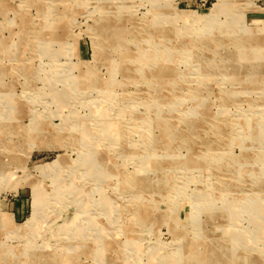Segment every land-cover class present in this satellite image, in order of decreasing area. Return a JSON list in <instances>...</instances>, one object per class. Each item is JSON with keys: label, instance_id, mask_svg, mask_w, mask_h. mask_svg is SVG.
Masks as SVG:
<instances>
[{"label": "rangeland", "instance_id": "obj_1", "mask_svg": "<svg viewBox=\"0 0 264 264\" xmlns=\"http://www.w3.org/2000/svg\"><path fill=\"white\" fill-rule=\"evenodd\" d=\"M249 263L264 0H0V264Z\"/></svg>", "mask_w": 264, "mask_h": 264}, {"label": "bare ground", "instance_id": "obj_2", "mask_svg": "<svg viewBox=\"0 0 264 264\" xmlns=\"http://www.w3.org/2000/svg\"><path fill=\"white\" fill-rule=\"evenodd\" d=\"M161 9V8H160ZM161 12V11H160ZM212 16V15H211ZM161 17V16H160ZM211 21H212V19H211ZM214 24V23H213ZM161 29V28H160ZM211 31H212V29H211ZM160 32V31H159ZM213 32V31H212ZM211 32V33H212ZM261 32V31H260ZM258 34V33H257ZM150 35H148V37H149ZM147 41V40H146ZM136 42V41H135ZM147 43V42H146ZM248 45V44H247ZM139 47V46H138ZM252 47V46H251ZM237 50V49H236ZM130 51V50H129ZM157 51V50H156ZM129 53V52H128ZM246 53V52H245ZM247 53H249V52H247ZM251 53H252V51H251ZM235 54V53H234ZM241 54V53H240ZM128 55H130V54H128ZM243 56V55H242ZM244 58V57H243ZM105 59V58H104ZM242 59V58H241ZM134 60V59H133ZM248 62V61H247ZM151 78V77H150ZM149 78V79H150ZM170 82V81H169ZM262 106V105H261ZM100 113H102V112H100ZM109 114V113H108ZM106 115V114H105ZM84 118V117H83ZM101 118V117H100ZM79 119V118H78ZM110 123H111V121H110ZM84 124V123H83ZM109 124V123H108ZM110 125V124H109ZM173 127V126H172ZM109 129V128H108ZM111 129V128H110ZM73 130H75V129H73ZM246 130V129H245ZM171 137V136H170ZM83 138V137H82ZM171 138H173V137H171ZM94 139V138H93ZM105 139V138H104ZM132 146V145H131ZM130 146V147H131ZM138 150V149H137ZM127 151V150H126ZM135 151V150H134ZM159 151V150H158ZM89 152V151H88ZM133 153V152H132ZM132 153H131V155H132ZM159 153V152H158ZM157 153V154H158ZM144 154V153H143ZM134 156H135V154H134ZM142 156V155H141ZM146 156V155H145ZM143 157V156H142ZM151 157V156H150ZM156 158V157H155ZM92 159V158H91ZM100 159V158H99ZM159 159V158H158ZM97 163V162H96ZM55 164H57V162L55 163V162H53V163H51V164H49V165H55ZM153 164V163H152ZM49 165H47L46 167H48L49 168ZM90 166H92V164L90 165ZM57 173V172H56ZM137 173V172H136ZM140 176V175H139ZM140 178V177H139ZM66 183V182H65ZM131 185H132V183H131ZM34 193V192H33ZM34 196H36L35 195V193H34ZM39 196V195H38ZM39 199H40V197H39ZM63 200V199H62ZM36 201V200H35ZM38 201V200H37ZM89 204V203H88ZM194 204V203H193ZM92 211V210H91ZM145 212V211H144ZM140 214V213H139ZM34 215V214H33ZM145 215V214H144ZM228 215V214H227ZM143 217V216H142ZM94 224V223H93ZM77 225V224H76ZM99 227H100V225H99ZM85 228V227H84ZM82 229V228H81ZM88 229V228H87ZM97 230V229H96ZM85 232V231H84ZM98 233V232H97ZM80 235V234H79ZM107 238V237H106ZM129 238H131V237H129ZM108 247V246H107ZM187 250V249H186ZM104 251V250H103ZM25 255V254H24ZM194 255V254H193ZM248 260V259H247ZM21 261H22V259H21ZM250 264V263H249Z\"/></svg>", "mask_w": 264, "mask_h": 264}]
</instances>
